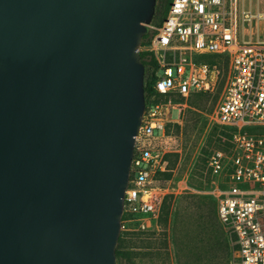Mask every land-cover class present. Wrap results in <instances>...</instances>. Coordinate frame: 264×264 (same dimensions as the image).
Instances as JSON below:
<instances>
[{
	"label": "water",
	"instance_id": "1",
	"mask_svg": "<svg viewBox=\"0 0 264 264\" xmlns=\"http://www.w3.org/2000/svg\"><path fill=\"white\" fill-rule=\"evenodd\" d=\"M157 0H0V264H119Z\"/></svg>",
	"mask_w": 264,
	"mask_h": 264
},
{
	"label": "built area",
	"instance_id": "2",
	"mask_svg": "<svg viewBox=\"0 0 264 264\" xmlns=\"http://www.w3.org/2000/svg\"><path fill=\"white\" fill-rule=\"evenodd\" d=\"M245 23L261 27L258 39H243ZM152 27L155 33L143 49L157 60L155 89L167 100L146 105L122 229L148 228L159 216L168 190L155 186L157 174L168 170L167 154L181 152L179 135L169 124H182L193 93L213 91L219 64L203 56L222 55L228 70L214 118L231 130V147L209 155L211 186L204 192L217 201L219 223L233 240L239 263L264 264V10L246 9L241 0H173L162 24Z\"/></svg>",
	"mask_w": 264,
	"mask_h": 264
},
{
	"label": "rangeland",
	"instance_id": "3",
	"mask_svg": "<svg viewBox=\"0 0 264 264\" xmlns=\"http://www.w3.org/2000/svg\"><path fill=\"white\" fill-rule=\"evenodd\" d=\"M241 4L246 9L264 10V0H241ZM153 20L154 17L148 32L153 30ZM252 24L245 23L244 28L241 27L243 39L259 38L262 29ZM142 49L140 47V51ZM219 70L213 91H206L208 96L193 93L180 127L170 125L179 135L181 152L168 160L169 178L161 175L155 184L167 189L166 195L170 197L162 218L159 214L148 228L138 229L136 225L129 230L128 244L140 252L133 264H240L237 248L216 216L217 201L204 192L211 186L208 157L225 145L214 117L228 69L221 64ZM195 111L200 113L196 121ZM172 116H177V110H173Z\"/></svg>",
	"mask_w": 264,
	"mask_h": 264
},
{
	"label": "trees",
	"instance_id": "4",
	"mask_svg": "<svg viewBox=\"0 0 264 264\" xmlns=\"http://www.w3.org/2000/svg\"><path fill=\"white\" fill-rule=\"evenodd\" d=\"M173 0H157V4H156V11H155V16H154V20L153 22L155 23V25H160L162 24V22L165 20L169 9L172 5ZM155 33V30H151L150 32H148L144 37H143V41H142V45L141 47H145L146 45H148L151 41V38L153 36V34ZM141 54V59L145 65V98H146V105H150L156 101H160V100H167V94H163V93H159L156 89H155V82L157 80L158 77V71H159V65L157 63V60L155 59V56L152 52L142 49L140 51ZM203 59L206 60L207 62H210L211 64H219V66H221V64H225L226 68L228 69V58L222 55H217V54H213V55H204ZM200 95H204V96H208L209 92H199ZM175 100H181L179 97L176 98ZM194 114H196L195 121L199 119L200 113L198 112H194ZM171 124H169L170 126ZM177 125V128L180 127L179 124H175ZM223 136H226V139L223 138L224 140V147L223 149L228 150L231 147V143L228 140L229 137L231 136L230 133V129L221 125H217ZM170 131V128L168 129ZM174 155L175 157H178V155H180V153H169L166 155V158L169 160L170 156ZM171 173H169V167L168 170L165 172H159L157 174V178H159V176L164 175L167 176V178H169ZM208 195V194H207ZM209 197H211V199H213L214 197L211 195H208ZM170 197V195H165L162 201V205H161V211H160V215L161 218L164 215V210H165V203L167 198ZM215 211H216V216H217V203L215 205ZM127 218V214L125 213L122 217V220H125ZM129 234L130 231L126 230V231H122L119 237V241H118V245H117V258H118V262L119 264H133L134 259L138 256H140V252L136 251L135 249L131 248V246H129L128 244V239H129Z\"/></svg>",
	"mask_w": 264,
	"mask_h": 264
}]
</instances>
